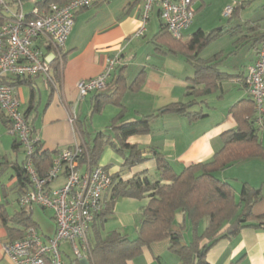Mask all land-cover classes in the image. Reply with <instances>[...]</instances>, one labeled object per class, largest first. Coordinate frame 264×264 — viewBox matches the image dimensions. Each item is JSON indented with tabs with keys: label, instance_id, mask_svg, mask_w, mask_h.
Segmentation results:
<instances>
[{
	"label": "crops",
	"instance_id": "1",
	"mask_svg": "<svg viewBox=\"0 0 264 264\" xmlns=\"http://www.w3.org/2000/svg\"><path fill=\"white\" fill-rule=\"evenodd\" d=\"M24 1L29 5L25 10L28 11L39 0L34 4L28 0ZM227 5L233 6L230 16L223 15V9ZM193 8L194 17L196 12L200 14L196 18L198 26L196 31L207 33L218 29L217 35L210 42L222 40L220 45L222 47L219 46L211 55L204 57L201 51L209 42L200 51L199 58L207 60L215 57L218 71L227 75L218 81V88L214 92L197 98L198 101L204 100L203 102L190 108V111H201L202 117L189 118L171 112L158 114L159 110L169 104L185 103L190 99L186 93L191 85L189 78L193 77L194 69L186 62L184 56L167 53L165 47L156 49L152 37L163 27L157 5L150 11L144 34L134 37L133 33L140 25L142 0H100L89 8L77 11L74 26L63 48L62 59L52 61L48 74H38L28 78L27 83L15 85L21 111L25 112L31 106L26 112V117L32 125L41 149L48 152L58 151L80 139L86 153V143L93 135L83 123L91 113L96 96L101 93L117 92L120 105L107 103L100 111L108 105H113L115 115L119 110H123L124 118L127 120L157 115L149 122V132L126 138V143L135 145L144 152L145 159L127 167L124 165V155L117 153L107 144L96 164L82 160L83 167L99 165L111 176L118 175L122 180H129L136 174H146L153 180L157 174L155 160L149 152L150 148L157 150L176 172L191 164L211 160L223 145L221 134L240 124L243 117L241 114L244 112L241 114L238 110L231 112L230 107L250 98L244 84V76L247 67L256 57L255 48L258 44L256 34L264 32V0H194ZM213 14L216 16L214 21H218L211 29H206V21ZM222 16L225 17V23H220ZM1 19L3 21V17ZM190 26L182 33L180 40L183 43H188L193 36L183 38ZM36 43L46 52L47 48L42 42ZM116 56L120 62L113 68L106 87L88 94L75 107L77 121L83 125L88 136L86 138L81 135L77 123L72 125L68 121V109L73 107L77 98L76 83L97 75L103 70L107 60ZM136 80L140 81L134 86ZM0 114L4 118L1 111ZM1 123L7 128L6 121ZM98 131L107 133L109 130L106 128V131L102 129ZM0 132V161L21 163L24 157L21 145L13 149L14 137L6 133L2 127ZM258 140L264 145V128L258 132ZM111 141L117 144L113 136ZM247 168L253 172L249 175L243 172L241 178L235 177L237 172L240 173V170ZM216 175L228 181L236 194L240 190L238 186L241 187L242 183L259 189L261 197L253 205L252 213L254 215L264 213L263 158H246L233 162ZM63 182L64 177L60 176L51 183V186L57 187ZM111 194L112 186L102 198L100 212L103 215H99V212L90 225L88 233L90 247L96 238L103 239L114 231L128 238L137 235L141 211L149 198L119 197L109 206ZM18 195L15 170L12 165H4L0 172V264H13L4 255L2 243L9 239L10 235H14L15 231L21 234L24 229L11 220L18 211L16 202ZM45 210L49 211L52 223L50 230L38 228L32 217L31 207L30 216L41 236L47 239L53 236L55 223L52 211ZM182 220V215L176 214V227ZM202 223L200 229L205 226V222ZM189 239V230L185 229L183 241L187 242ZM204 242L206 241L203 240L202 243ZM168 246L167 239L151 243L143 247L141 254L129 260L127 264H178V258L169 251ZM59 248L63 264H90L89 258L86 261H76L67 242L60 243ZM238 258H241V264H264V229L242 228L235 235L218 240L206 253V260L210 264H229Z\"/></svg>",
	"mask_w": 264,
	"mask_h": 264
},
{
	"label": "trees",
	"instance_id": "2",
	"mask_svg": "<svg viewBox=\"0 0 264 264\" xmlns=\"http://www.w3.org/2000/svg\"><path fill=\"white\" fill-rule=\"evenodd\" d=\"M68 1L39 0L36 4L45 6L50 2L64 4ZM1 17L0 11V23ZM217 31L218 29H214L204 33L197 30L188 43H183L180 39L172 38L163 26L152 37L156 49L165 47L167 53L184 56L186 62L194 69L193 77L189 78L191 85L186 93L190 99L185 103L169 104L159 110L158 114L171 112L189 118L203 116L201 111H190V108L203 102L204 100L198 101L197 98L214 92L218 88V81L227 76L218 71L215 57L207 60L199 58L200 51L215 38ZM256 35V42L259 43L264 38V32ZM27 79L15 77L9 81V84L15 86L27 83ZM139 81H134V86L139 84ZM96 98L91 113L100 111L101 107L107 103L120 105L117 92L101 93ZM30 108L31 106L23 112L27 121L26 112ZM235 110H238L240 114L244 112L241 114L243 117L240 124L221 134L223 145L211 160L191 164L176 172L157 150L150 148L149 152L155 160L157 174L155 179H150L146 174H136L129 180H122L118 175L112 176L109 206L119 197L142 198L145 196L149 199L142 208L137 235L134 238H128L114 231L103 239L96 238L91 246L90 264H127L129 260L141 254L143 247L166 239L169 243V251L178 258V264H210L206 260V253L218 240L235 235L240 229L246 227L264 229V213L258 215L252 213L253 205L261 197L260 190L242 183L236 194L228 181L216 175L218 171L225 169L233 162L246 158L264 159V145L258 140V132L264 128V118L261 126L255 124V109L251 98L233 104L230 111L235 112ZM156 116L152 114L127 120L124 118L123 110H119L107 126L110 132L97 131L92 139L87 141V150L81 162L88 160L91 164H96L107 144L111 145L117 153L124 155L125 166L130 167L142 162L145 159L144 152L137 146L126 143V138L149 132V122ZM28 123L30 124L29 121ZM76 123L81 135L86 137L87 133L83 125L81 126L78 121ZM32 134H34L33 128ZM112 136L116 138L117 144L111 141ZM18 146L20 143L14 138L13 149ZM56 152L42 150L40 144H37L35 168L40 175L47 171L52 162V155ZM4 165H12L15 170L18 193L27 190L29 180L23 169V161L14 164L5 160L0 161V172ZM109 206L106 208L107 212ZM179 213L183 220L176 227L175 216ZM99 215L103 213L100 212ZM11 220L23 228L36 227L30 216V207L18 209ZM203 221L205 226L200 229V223ZM185 229L190 233V239L187 242L183 241ZM20 235L15 231L9 239ZM203 240L206 242L202 243ZM240 261L241 258H238L229 264H241Z\"/></svg>",
	"mask_w": 264,
	"mask_h": 264
},
{
	"label": "built area",
	"instance_id": "3",
	"mask_svg": "<svg viewBox=\"0 0 264 264\" xmlns=\"http://www.w3.org/2000/svg\"><path fill=\"white\" fill-rule=\"evenodd\" d=\"M100 0H69L61 4L50 2L45 6L34 4L25 11L24 0H0L3 17L0 23V111L7 122V132L23 148V169L29 188L17 197L18 209L32 205L52 211L55 230L44 239L36 227H25L19 237L6 239L2 251L13 264H63L60 243L67 242L76 261H86L91 247L88 239L90 225L102 210L104 193L112 185V176L102 166H84L81 158L84 145L80 139L58 150L47 171L40 175L35 168L38 138L19 106L12 78H30L47 75L53 60H61L63 48L70 34L78 10L89 8ZM194 0H142L140 25L134 37L144 34L150 11L157 5L159 17L169 35L180 39L194 18ZM232 5L223 9L230 16ZM42 42L47 50L39 47ZM255 60L247 67L244 84L255 109V124L261 126L264 118V38L255 48ZM120 62L116 56L108 59L101 72L76 83L77 98L68 109V121L75 125L78 102L92 92L106 87V82ZM78 134V133H77ZM83 167V168H82ZM64 177L57 187L51 183Z\"/></svg>",
	"mask_w": 264,
	"mask_h": 264
},
{
	"label": "rangeland",
	"instance_id": "4",
	"mask_svg": "<svg viewBox=\"0 0 264 264\" xmlns=\"http://www.w3.org/2000/svg\"><path fill=\"white\" fill-rule=\"evenodd\" d=\"M30 3L34 4L37 0H28ZM27 6H29L28 4H26V2L24 1V8L25 10L27 9ZM199 12H196V16L193 18L192 21V25L190 26V28L188 29L187 33L184 35L183 38H189L191 35H193L196 32L197 29V23H196V18L198 17ZM224 18V19H222ZM220 23H225V17L222 16ZM216 19V16L213 14L211 15L210 19L206 21L207 24H205L206 29H211L214 26V23H216V21H214ZM209 31V30H207ZM222 40L217 41V42H210L203 51H201V55L202 56H207V55H211L214 51H216L215 49L218 48L220 45H222ZM222 47V46H220ZM115 116V111L113 109V105H108V107H106L104 110L100 111V112H92L89 113V117L86 119V121H84L83 124H85L86 129L88 130V132H91V134L94 136L95 133L102 129V131H106L107 126L111 123V119ZM1 127L3 128V130L7 132V128L6 125L1 123L0 121V129ZM108 129V128H107ZM1 133V132H0ZM11 142V141H10ZM21 148V147H20ZM21 152V150H20ZM241 172H237L235 175V177H239L241 178V173L245 172L246 175L251 174L253 171L252 169H243L240 170ZM238 188L240 189V186H238ZM32 208V217L34 219V221L37 222L38 224V228L41 229H45L47 228L48 230H50V227L52 225L51 223V219H49V211L42 209L41 207L37 206V205H33L31 206ZM204 223V221H203ZM202 223V224H203Z\"/></svg>",
	"mask_w": 264,
	"mask_h": 264
},
{
	"label": "water",
	"instance_id": "5",
	"mask_svg": "<svg viewBox=\"0 0 264 264\" xmlns=\"http://www.w3.org/2000/svg\"><path fill=\"white\" fill-rule=\"evenodd\" d=\"M0 117H1V121L2 122H5L6 120L4 118H2V115L0 114Z\"/></svg>",
	"mask_w": 264,
	"mask_h": 264
}]
</instances>
